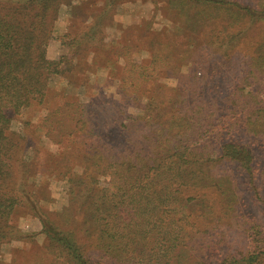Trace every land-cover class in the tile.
I'll list each match as a JSON object with an SVG mask.
<instances>
[{"label": "trees", "instance_id": "16d2710c", "mask_svg": "<svg viewBox=\"0 0 264 264\" xmlns=\"http://www.w3.org/2000/svg\"><path fill=\"white\" fill-rule=\"evenodd\" d=\"M9 1L0 2V245L21 202L8 189L18 153L11 121L34 103L45 105L55 75L72 83V66L60 68L47 57L50 10L62 0H20V7ZM166 2L191 26L210 17L198 9L188 14L196 4L231 11L234 25L244 18L264 22V0L252 7L238 0ZM183 60L201 66L192 55ZM196 71L187 84L141 89L132 103L137 112L109 116L102 134L94 131L95 119L89 124L93 111L75 109V139L85 142L81 172L66 170V204L40 219L48 245L69 264H264V34L226 95L208 86L213 69ZM21 163L24 173L33 172V157ZM81 192L75 214L72 201ZM245 194L258 214L244 209ZM241 220L248 243L237 245L230 230Z\"/></svg>", "mask_w": 264, "mask_h": 264}, {"label": "rangeland", "instance_id": "374dc122", "mask_svg": "<svg viewBox=\"0 0 264 264\" xmlns=\"http://www.w3.org/2000/svg\"><path fill=\"white\" fill-rule=\"evenodd\" d=\"M238 1L242 6L254 5V0ZM20 2L10 0L9 5L20 7ZM55 5L47 24L51 36L47 57L60 61V68L70 71L72 66L71 72L67 71L72 83L55 75L45 105L34 103L11 121L18 153L13 156V178L8 189L21 202L16 203L7 222L8 238L0 245V264H69L62 252L48 245L40 219L51 217L49 209L58 210L66 204V170L81 172V146L85 142L75 139L71 122L75 109L93 111L89 124L95 119L94 131L102 134L109 116L121 109L137 112L132 103L141 89L190 83L194 70L200 76L205 69H213L208 86H217V92L226 95L227 89L239 81L245 61L264 34L263 21L244 18L241 26L234 25L236 16L231 11L212 6H190L187 11L191 16L197 9L210 15L191 26L166 0H62ZM171 6L179 9L177 4ZM15 13L23 14V10ZM150 43L156 45L154 50ZM185 55H192L200 68L185 62ZM58 90L62 97H68L61 100L56 95ZM67 102L74 104L73 110ZM48 154L55 155L58 162L49 163ZM26 156L35 160L32 173H24L21 166ZM231 165L234 167V163ZM32 182L37 188L28 185ZM81 195L72 201L75 214L84 198ZM243 199L244 209L258 214L246 194ZM245 227L242 220L231 226L230 236L237 245L248 243Z\"/></svg>", "mask_w": 264, "mask_h": 264}]
</instances>
